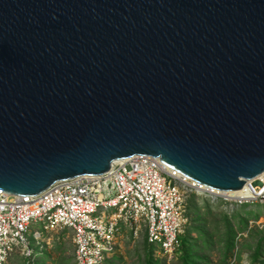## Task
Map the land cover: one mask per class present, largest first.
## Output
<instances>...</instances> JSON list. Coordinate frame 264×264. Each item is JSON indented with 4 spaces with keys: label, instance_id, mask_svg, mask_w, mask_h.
<instances>
[{
    "label": "water",
    "instance_id": "water-1",
    "mask_svg": "<svg viewBox=\"0 0 264 264\" xmlns=\"http://www.w3.org/2000/svg\"><path fill=\"white\" fill-rule=\"evenodd\" d=\"M139 155L217 194L264 174V0H0V190Z\"/></svg>",
    "mask_w": 264,
    "mask_h": 264
},
{
    "label": "built area",
    "instance_id": "built-area-1",
    "mask_svg": "<svg viewBox=\"0 0 264 264\" xmlns=\"http://www.w3.org/2000/svg\"><path fill=\"white\" fill-rule=\"evenodd\" d=\"M193 192L231 207L264 206V180L249 181L237 192L211 193L159 159L134 156L114 162L106 174L60 181L37 196L0 190V264H8L16 253L34 261L46 244L44 237L59 232L72 235L75 264H103L119 250L128 230L135 238L144 233L150 245L174 257Z\"/></svg>",
    "mask_w": 264,
    "mask_h": 264
},
{
    "label": "rangeland",
    "instance_id": "rangeland-1",
    "mask_svg": "<svg viewBox=\"0 0 264 264\" xmlns=\"http://www.w3.org/2000/svg\"><path fill=\"white\" fill-rule=\"evenodd\" d=\"M219 210H225L231 218L233 213L239 211V215L248 220V225L236 227V247L230 253L227 251L222 224H220L222 229L218 231L206 226L203 236L196 231L191 233L197 256L195 263L259 264L254 263V260L258 245L261 242L264 243V206L257 204L243 207L222 205L216 211L219 212ZM190 226V221H188L182 235L188 232ZM29 238L34 245L31 235ZM145 238L144 233L135 238L131 236L129 230L123 232L120 240L121 247L103 264H147L149 258L159 261V264H183L178 256L168 257L161 253L157 245L150 247ZM44 239L46 244H43L42 249L37 250L39 255L34 261L28 262L16 253L10 258L8 264H75L73 239L69 232L52 233Z\"/></svg>",
    "mask_w": 264,
    "mask_h": 264
},
{
    "label": "trees",
    "instance_id": "trees-1",
    "mask_svg": "<svg viewBox=\"0 0 264 264\" xmlns=\"http://www.w3.org/2000/svg\"><path fill=\"white\" fill-rule=\"evenodd\" d=\"M222 205H226V203L220 198H214L210 195L200 196L196 192L189 194L186 201V216L191 226L186 234L180 236V247L175 253L183 264H197L195 263L197 256L195 254V246L193 245L194 239L190 234L196 231L199 235L203 236L206 226L218 231L222 229L220 226L222 224L225 232L227 251L230 253L235 249L237 237L236 227L241 225L247 226L248 220L243 219L239 215V211L233 213L232 218L228 216V212L225 210L216 211ZM145 239L148 243L147 238ZM148 245L153 248L149 243ZM263 256L264 243L261 242L257 247L254 263L264 264ZM147 264H159V261H154L153 258H149Z\"/></svg>",
    "mask_w": 264,
    "mask_h": 264
},
{
    "label": "bare ground",
    "instance_id": "bare-ground-1",
    "mask_svg": "<svg viewBox=\"0 0 264 264\" xmlns=\"http://www.w3.org/2000/svg\"><path fill=\"white\" fill-rule=\"evenodd\" d=\"M256 180H264V174H262L261 176H259ZM236 194H240V192H238Z\"/></svg>",
    "mask_w": 264,
    "mask_h": 264
}]
</instances>
